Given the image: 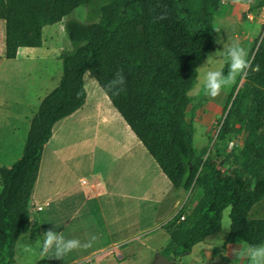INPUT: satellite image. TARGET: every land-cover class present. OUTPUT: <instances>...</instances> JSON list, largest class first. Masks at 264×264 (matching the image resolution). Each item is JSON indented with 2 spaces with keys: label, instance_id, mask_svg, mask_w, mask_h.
<instances>
[{
  "label": "trees",
  "instance_id": "1",
  "mask_svg": "<svg viewBox=\"0 0 264 264\" xmlns=\"http://www.w3.org/2000/svg\"><path fill=\"white\" fill-rule=\"evenodd\" d=\"M223 2L188 0L204 18V23L191 26L183 0H107L99 7L97 0H0L6 59L15 58L19 47H41L46 25L64 21L70 41V47L60 53L58 84L29 119L20 158L0 167V264L15 262L18 238L30 230L31 194L44 146L54 124L85 103L87 71L171 184L189 192L161 226L169 237L162 254L178 259L219 233L226 208L230 220L226 243H264V218L249 217L264 196V33L249 53L260 71L250 72L239 87V80L235 83L219 123L221 139L240 133L243 138L235 154L222 159L224 171L205 156L206 147L193 146L186 120L198 65L216 44L215 33L207 25ZM83 5L88 8L86 21L67 19ZM118 71L126 77V90L113 96L105 86ZM223 71L227 73V68ZM198 189L200 194L189 207L190 196Z\"/></svg>",
  "mask_w": 264,
  "mask_h": 264
},
{
  "label": "crops",
  "instance_id": "2",
  "mask_svg": "<svg viewBox=\"0 0 264 264\" xmlns=\"http://www.w3.org/2000/svg\"><path fill=\"white\" fill-rule=\"evenodd\" d=\"M58 23L43 27L41 47H19L13 59L33 61L50 58L58 61L60 53L69 47L60 45L64 36L61 30L52 29ZM45 32L48 41L44 38ZM1 40L3 55L5 35ZM83 86L85 103L54 124L52 136L44 146L31 194V226L38 220L33 217V212L42 210L43 205L53 206L56 203L54 192L60 188L57 204L60 209L59 232L66 238H77L82 242L87 241L90 235L97 237L83 252L82 258H89L97 252H109L117 259L113 250L118 247L122 252L127 249L129 254L145 251L146 255L136 264H150L151 254L162 250L169 239L161 226L178 211L189 192L171 184L88 71L83 75ZM27 90L29 97L31 89ZM47 93L32 91L31 100L0 95V167L10 166L20 158L30 127L29 119ZM59 141H67L69 147L67 145L66 148L70 151H80L91 162L97 161L100 169L91 171L88 178L78 177L82 157L63 151L65 147L58 145ZM79 143L80 150L73 146ZM49 144L54 145L51 158L46 161ZM197 193L199 196V189ZM195 201L189 199L188 206L191 207ZM133 209L137 214L135 222L132 220ZM29 233L30 230L23 235ZM141 235L142 239L139 238ZM238 242L225 243V252ZM17 243L13 264L18 260ZM206 246L202 247L203 257L211 254L206 251ZM123 255L125 257L124 252ZM188 255L184 254L178 260L189 264L183 260Z\"/></svg>",
  "mask_w": 264,
  "mask_h": 264
},
{
  "label": "rangeland",
  "instance_id": "3",
  "mask_svg": "<svg viewBox=\"0 0 264 264\" xmlns=\"http://www.w3.org/2000/svg\"><path fill=\"white\" fill-rule=\"evenodd\" d=\"M107 0H97V6L104 4ZM264 0H248L247 3H242L233 0H224L223 7L216 13L213 21L207 25L209 30L215 33L216 41L219 39L221 43L215 44L213 51H211L204 60L198 65L197 81L193 88L189 91L191 102L188 105L186 111V120L192 128V141L193 146L196 149L206 147L205 156L210 157L215 163L222 162L228 153H234L242 146V133L232 135L230 140H223L219 136L220 121L224 115V108L226 106L228 96L233 88L232 85L229 88H225L222 94L215 99L207 96L203 89V75L209 69H225L228 66L225 62L223 48L229 46L234 38H238L242 46H244L248 52L254 49L255 40L257 37H261L264 33L262 26H264ZM183 8L185 13L190 18V25L193 26L198 22L204 23V18L201 12L191 8L188 0H183ZM87 6H79L68 17L77 19L80 21L87 20ZM66 19V18H65ZM64 21L58 23L52 27L53 30L60 29L64 34L60 45L69 46L70 41L63 28ZM213 28H218L219 33L213 31ZM5 35V23L0 20V95L8 98H23L31 100L32 91L36 94H45L52 90L59 82L62 63L60 57L58 61L56 59L51 60H20V59H6L4 53L2 55L1 50V37ZM45 40L47 39V33L45 32ZM66 44V45H65ZM69 47H66L67 49ZM203 66V67H201ZM44 68V70H43ZM59 70V71H57ZM239 80L241 84L243 80ZM236 81V82H237ZM27 89H31L29 97ZM239 124L237 125V127ZM90 137V136H89ZM54 144H49L46 149L45 160L51 158L52 149ZM58 145H64L63 151L68 153H74L75 156L81 158V165L78 167V177H86L93 170H99L100 164L95 161L91 162L85 155H81L80 151H70V148H66L69 143L67 141H59ZM76 149L80 150V143L73 145ZM57 152L56 149H54ZM90 156V154H89ZM71 158V157H68ZM233 159V156H232ZM54 172V171H52ZM77 177V178H78ZM79 179V178H78ZM73 184L75 178L72 179ZM60 188L54 192V200L56 203L51 205H43L42 210L33 212V217H36L37 222L31 226L30 233L25 235L26 243L30 244L34 249L33 253H26L17 243V263L16 264H136L137 261L146 255L145 251H138L137 253H130L127 249H123L125 257L123 259H115L113 254L109 252L94 253L89 258H82L83 252L86 249H80L73 251L66 255L63 260L57 259H42L39 255L40 247L43 241V234L49 230L55 228L59 231V196ZM197 191H193L190 196L191 199H197ZM133 209V222H135V216ZM250 218H264V196L263 198L253 205L249 212ZM76 223V222H74ZM229 208H226L223 212L222 230L211 236H208L206 242H200L196 244L189 255L183 259L189 264H249L248 257L246 255L247 245L241 241L234 244L230 251L225 252V241L227 233L229 231ZM39 238V243L37 239ZM140 239L143 238L141 235ZM222 241V242H221ZM207 244L206 251L211 252L207 256L203 257L202 247ZM144 249V247H140ZM156 252L151 254L153 259ZM51 255V253L49 254ZM194 260V261H193ZM175 264H184L180 260L176 259Z\"/></svg>",
  "mask_w": 264,
  "mask_h": 264
},
{
  "label": "clouds",
  "instance_id": "4",
  "mask_svg": "<svg viewBox=\"0 0 264 264\" xmlns=\"http://www.w3.org/2000/svg\"><path fill=\"white\" fill-rule=\"evenodd\" d=\"M163 18L161 17V19ZM213 31L219 33L218 28H213ZM216 42L221 43L219 39ZM223 52L228 66L227 73L222 69H209L203 75L202 83L205 94L213 99L220 96L225 88L234 85L237 79H246L250 72L255 73L260 71V66L253 63L248 50L241 45L238 38H234L228 47L223 48ZM125 85L126 77L122 71H118L105 87L113 96H119L121 92L126 90ZM42 236L40 257L42 259L57 260H63L66 255L73 251L91 247L97 239L96 235H90L89 239L85 242L77 238H66L62 232L57 231L55 228L47 230ZM24 241L25 238L22 233L18 238L19 246L24 252L34 254L32 246ZM37 242L39 243V238ZM50 253L51 255H49ZM246 255L249 264H264V243L247 245Z\"/></svg>",
  "mask_w": 264,
  "mask_h": 264
},
{
  "label": "water",
  "instance_id": "5",
  "mask_svg": "<svg viewBox=\"0 0 264 264\" xmlns=\"http://www.w3.org/2000/svg\"><path fill=\"white\" fill-rule=\"evenodd\" d=\"M257 48V47H256ZM242 84V83H241ZM239 84L238 87L241 85ZM237 87V88H238ZM226 114V113H225ZM32 222V221H31ZM169 240V239H168ZM166 245V243H164ZM187 254V253H186ZM184 255V254H183ZM182 256V255H181ZM176 258L173 254L164 255L160 251L156 252L154 258L150 262V264H175Z\"/></svg>",
  "mask_w": 264,
  "mask_h": 264
},
{
  "label": "built area",
  "instance_id": "6",
  "mask_svg": "<svg viewBox=\"0 0 264 264\" xmlns=\"http://www.w3.org/2000/svg\"><path fill=\"white\" fill-rule=\"evenodd\" d=\"M220 160H222V159H220ZM217 167L221 171H224L225 166L222 167V162H217ZM38 208H41V207H38ZM181 219H184V216H181ZM113 252H114L115 257L117 259H123L124 258L123 252L118 247H115L114 250H113Z\"/></svg>",
  "mask_w": 264,
  "mask_h": 264
}]
</instances>
